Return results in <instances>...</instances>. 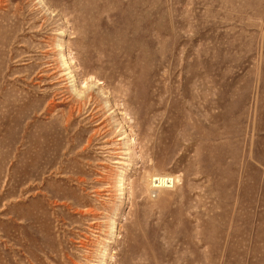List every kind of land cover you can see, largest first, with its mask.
<instances>
[{
	"label": "rangeland",
	"instance_id": "obj_1",
	"mask_svg": "<svg viewBox=\"0 0 264 264\" xmlns=\"http://www.w3.org/2000/svg\"><path fill=\"white\" fill-rule=\"evenodd\" d=\"M0 264H264V0H0Z\"/></svg>",
	"mask_w": 264,
	"mask_h": 264
},
{
	"label": "built area",
	"instance_id": "obj_2",
	"mask_svg": "<svg viewBox=\"0 0 264 264\" xmlns=\"http://www.w3.org/2000/svg\"><path fill=\"white\" fill-rule=\"evenodd\" d=\"M150 193L154 197L160 191H169L176 186L175 176L159 174L150 178Z\"/></svg>",
	"mask_w": 264,
	"mask_h": 264
},
{
	"label": "bare ground",
	"instance_id": "obj_3",
	"mask_svg": "<svg viewBox=\"0 0 264 264\" xmlns=\"http://www.w3.org/2000/svg\"><path fill=\"white\" fill-rule=\"evenodd\" d=\"M79 95H80V94H79ZM132 141L134 142V139H132ZM130 143H132V142H130ZM133 144H135V143H133ZM134 146H135V145H134ZM134 146H133V147H134ZM156 175H159V174H153V175H151V176L147 175V181H148V182H147V184H146V185H147L146 187L148 188V190H150V182H149V181H150V178H151L152 176H156ZM148 177H150V178L148 179ZM175 179H176V183L178 184V183L180 182V176H179V175H176V176H175ZM122 184H123V181H122ZM122 184H121V185H122ZM148 185H149V186H148ZM142 187H144V186H142ZM120 190H121V189H120ZM109 257H110V259L112 258V256H109ZM112 260H113V259H112Z\"/></svg>",
	"mask_w": 264,
	"mask_h": 264
}]
</instances>
